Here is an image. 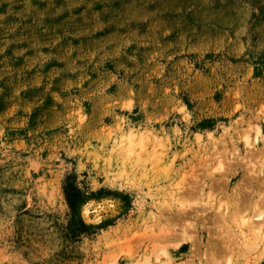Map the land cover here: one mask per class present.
<instances>
[{
    "label": "rangeland",
    "instance_id": "374dc122",
    "mask_svg": "<svg viewBox=\"0 0 264 264\" xmlns=\"http://www.w3.org/2000/svg\"><path fill=\"white\" fill-rule=\"evenodd\" d=\"M262 207L264 0H0V264H264Z\"/></svg>",
    "mask_w": 264,
    "mask_h": 264
},
{
    "label": "bare ground",
    "instance_id": "6f19581e",
    "mask_svg": "<svg viewBox=\"0 0 264 264\" xmlns=\"http://www.w3.org/2000/svg\"><path fill=\"white\" fill-rule=\"evenodd\" d=\"M131 134V133H130ZM129 134V135H130ZM143 136H142V138H140V139H138L137 138V135L136 134H131L129 137H128V139L127 140H129L131 143H132V146H134V147H132L131 149H129L128 150V152L127 153H125L124 155H125V157L126 158H130V157H132L135 153H134V151L136 150V148H139V149H141V150H143V148H144V143H143ZM158 141V140H157ZM159 143V142H158ZM160 145H161V143H160ZM157 150H155V152H156ZM143 154V153H142ZM138 158H139V163H142L141 161H142V159H143V157H141V154L139 153L138 154ZM140 166V165H139ZM261 211L260 212H262V210L264 211V207H262L261 209H260ZM264 215V214H263ZM258 217H262V215L260 214V216H258ZM264 217V216H263ZM258 223V222H257ZM251 223V226H250V228L255 232V233H257V237H258V241H259V243H257L259 246H260V244H262V246H264V226H263V224H261V223ZM244 224H246V221H245V223Z\"/></svg>",
    "mask_w": 264,
    "mask_h": 264
}]
</instances>
